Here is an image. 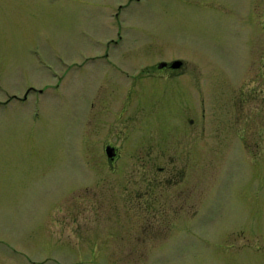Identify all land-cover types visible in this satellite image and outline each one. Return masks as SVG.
<instances>
[{
    "label": "rangeland",
    "instance_id": "1",
    "mask_svg": "<svg viewBox=\"0 0 264 264\" xmlns=\"http://www.w3.org/2000/svg\"><path fill=\"white\" fill-rule=\"evenodd\" d=\"M103 1L0 0V264H264V0L127 6L123 110L85 58ZM175 57L192 97L149 69Z\"/></svg>",
    "mask_w": 264,
    "mask_h": 264
},
{
    "label": "flooded vegetation",
    "instance_id": "2",
    "mask_svg": "<svg viewBox=\"0 0 264 264\" xmlns=\"http://www.w3.org/2000/svg\"><path fill=\"white\" fill-rule=\"evenodd\" d=\"M148 1L149 0H123V1L118 0L116 9L112 8V0H104L103 2H100L99 8L103 5H107V9L104 10L103 13L104 16H102L101 18V21L107 23L105 26L106 29L104 30V32L92 33L90 38L91 44L93 46L91 51L92 53L91 54H89V52L86 53V55L88 56L85 57V58H89L91 62H95V63L99 62L96 65L97 67L95 71L97 79L107 81L110 78L111 80H109L110 81L109 84L114 83L116 85H119V87L116 86L118 87L117 89L116 87L112 86V89L116 90V98H115V100L117 101L116 105H120V102H118L119 99L122 100V105H121L122 110L123 107L127 104V102L133 99V96H131L130 94V89L123 86L124 84L122 82L124 78H127V74L129 72L127 67L129 63L127 62V59L125 57V52L121 47L122 45L127 43L129 39L128 33L123 31L126 29L127 27L126 25L129 22H127L126 18L123 15L121 17L119 14L124 13L125 8L127 6H130L132 3H138L141 6V4H144V2H148ZM263 10H264V2H263ZM263 14L264 11L262 12V7H260L259 13H256L257 23L260 25L259 28L260 29L263 28L264 30V16H262ZM114 25H116L117 27ZM97 42L101 43V46H99ZM248 43H249L248 53L249 56L252 57V67H258L264 70V50L262 51V49L260 48L261 46H264V37H260L258 44H256L255 39L250 37ZM95 45L99 48L97 49ZM204 67L206 68L202 69V67H199L195 71L194 70L196 68L195 66L190 64L184 65V60L182 58L175 57L172 58L171 60H165V59L159 60L156 66L150 67L149 69L152 68L151 71L155 74L164 75V76L167 75L168 78L172 79V81L173 80L176 81L177 80L176 76L184 73V76L182 78L186 79L185 82L188 81V85L186 87L185 92L187 95H190L189 97H192L193 95L191 94L193 92V82H192L193 73L194 72L197 73V71L199 70L196 77H200L201 75H203V73L205 77V75L207 74L206 71L208 66H204ZM145 68L146 65L140 66L136 74L135 75L132 74L133 76H135L133 77V79L139 77L141 72L145 71ZM149 69L148 72L150 71ZM179 82L182 83V81L180 80ZM131 83H133V81L130 82V84ZM159 84H161V82H157L156 85ZM166 84L167 82L166 83L163 82L164 86H166ZM204 84H206V81L205 82L202 81L201 84H199V88L202 89V86L204 88L205 86ZM233 84L239 85V82L235 80ZM235 88L238 89V92H237V96L232 100L234 112L232 113L229 112V114L238 117L240 114V108H239L240 91H239V86H236ZM203 101H204L203 98H200V102H201L200 110H202L201 111L202 116L204 115V106L202 105ZM105 102L107 103L108 106L106 108V110L108 111L107 114H109L112 117V110L110 109L109 106V98L107 99V101L105 100ZM103 109L101 108V111ZM118 115H120V110L118 112ZM107 121H111V119H107V120L105 119V124ZM193 121H194L193 118L190 117L188 118V122L192 123ZM108 125H109L108 128L105 127V130L110 133L113 132L112 124H108ZM108 145L111 146V150H110L111 153L109 154L106 151V146ZM105 153L107 155L109 165L112 168L118 156V146L112 143H106Z\"/></svg>",
    "mask_w": 264,
    "mask_h": 264
},
{
    "label": "water",
    "instance_id": "3",
    "mask_svg": "<svg viewBox=\"0 0 264 264\" xmlns=\"http://www.w3.org/2000/svg\"><path fill=\"white\" fill-rule=\"evenodd\" d=\"M110 150H111V146L110 145L106 146V151H107L108 154L111 153Z\"/></svg>",
    "mask_w": 264,
    "mask_h": 264
}]
</instances>
